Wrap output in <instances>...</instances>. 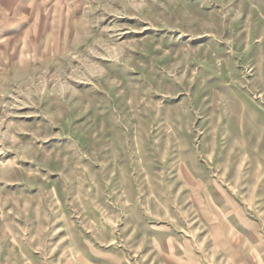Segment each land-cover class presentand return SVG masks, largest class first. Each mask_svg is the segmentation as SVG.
Listing matches in <instances>:
<instances>
[{
    "label": "rangeland",
    "instance_id": "obj_1",
    "mask_svg": "<svg viewBox=\"0 0 264 264\" xmlns=\"http://www.w3.org/2000/svg\"><path fill=\"white\" fill-rule=\"evenodd\" d=\"M0 264H264V0H0Z\"/></svg>",
    "mask_w": 264,
    "mask_h": 264
}]
</instances>
